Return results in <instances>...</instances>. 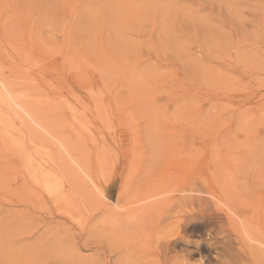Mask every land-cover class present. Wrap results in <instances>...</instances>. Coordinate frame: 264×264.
<instances>
[{
    "label": "rangeland",
    "instance_id": "obj_1",
    "mask_svg": "<svg viewBox=\"0 0 264 264\" xmlns=\"http://www.w3.org/2000/svg\"><path fill=\"white\" fill-rule=\"evenodd\" d=\"M0 89V264H160L155 219L200 181L223 258L264 264V0H0ZM195 237L171 261L213 260Z\"/></svg>",
    "mask_w": 264,
    "mask_h": 264
},
{
    "label": "bare ground",
    "instance_id": "obj_2",
    "mask_svg": "<svg viewBox=\"0 0 264 264\" xmlns=\"http://www.w3.org/2000/svg\"><path fill=\"white\" fill-rule=\"evenodd\" d=\"M3 82L6 83L5 81H3ZM3 86H5V84H3ZM7 88H10V87H7ZM7 95H8V93H7ZM17 95H18V93H17ZM8 98L5 95V92L0 91V114H1V111H3V109H5V108L8 109L9 106L11 107L10 100L12 97L10 98V100ZM12 100H13V98H12ZM14 100H15V98H14ZM28 100H29V98H28ZM56 100H57V98H56ZM66 100H67V98H66ZM37 105H39V104H37ZM16 107H15V109H17ZM28 114H32V113H28ZM0 121H1V115H0ZM37 129H38V127H37ZM33 159H34V157H33ZM33 159L29 158L23 164V167H24L23 175L27 176L31 179L30 184H28V185L33 187V191H34V189H35V191L38 189V191L46 194L48 197H51V199L57 204H60V205L62 204V206L66 205V204L70 205V202H72V200H73V196L69 195L68 192L63 188L64 182H63V179L61 181L60 178L58 177L59 174L57 176L54 173H52L53 167L51 165L39 164V163L33 161ZM53 172H55V170ZM218 180H220V179H218ZM224 182H226V181H224ZM179 186L178 187L180 189L177 187L178 191L176 188V191L179 192V195L177 197H174L171 194V197L168 198L169 202L167 200L168 204L166 202V204H167L166 207L164 209L160 208L162 211L159 212V214L157 215V217L155 219L158 222V224L156 226L157 228L155 227L156 229H158L156 231V233H158L160 237L157 239V241L154 240V241H156L155 249L157 248V252L156 251H154V252H156V256H157L160 264H187V262L184 261L185 259L184 260L182 259L184 262H180L181 260H178L179 261L178 262L177 259H174L171 261V251L175 248L174 245H175V243H177L176 242L177 239L183 237V235H185L186 233H191V234L193 233L196 236L195 238H198V239L202 240L203 242H210L212 245L215 246V248L212 247L214 249V252H215V255H214L215 257L213 258V260H207L206 262H203V264H228L229 260H226L223 258L224 252H227V244L225 241V235L226 234L223 235V233H225V231H224L225 228H223V226H224V222H226L225 221L226 219H225V215L223 214V212L220 211L218 208H215L214 202L211 198L214 196V192H213L214 189L211 186H205L203 183H201V181H200V184L191 183L187 186H184V185H179ZM171 187H170V189H171ZM165 189L167 191V188H165ZM171 190H173V188ZM174 190H175V188H174ZM161 194H162V192H161ZM166 198H167V196H165V199ZM160 200H162V199L160 198ZM224 200H225V198H224ZM68 206H66V207L64 206V207L66 209H72L71 206L69 208H67ZM138 214H139V212H138ZM130 217H131V220H135L136 218H138V215L134 211V212L129 214L128 218H130ZM198 227H201V229H203L202 230L203 232H195V230L197 231V229H199ZM155 228H153V229H155ZM148 231H149V229H148ZM112 234H114V232ZM202 241H200V243ZM228 244H231V243L229 242ZM207 247H209V246H207ZM133 249H135V248H133ZM233 252L237 253L236 251H233ZM235 262L237 263V261H235Z\"/></svg>",
    "mask_w": 264,
    "mask_h": 264
}]
</instances>
